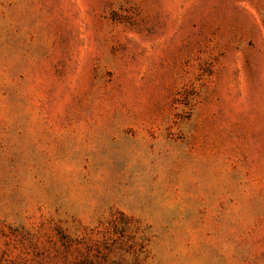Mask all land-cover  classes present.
<instances>
[{
	"label": "rangeland",
	"instance_id": "obj_1",
	"mask_svg": "<svg viewBox=\"0 0 264 264\" xmlns=\"http://www.w3.org/2000/svg\"><path fill=\"white\" fill-rule=\"evenodd\" d=\"M0 264H264V0H0Z\"/></svg>",
	"mask_w": 264,
	"mask_h": 264
}]
</instances>
